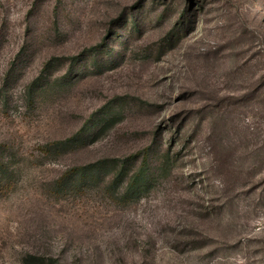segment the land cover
Segmentation results:
<instances>
[{"label":"rangeland","instance_id":"1","mask_svg":"<svg viewBox=\"0 0 264 264\" xmlns=\"http://www.w3.org/2000/svg\"><path fill=\"white\" fill-rule=\"evenodd\" d=\"M0 264H264V0H0Z\"/></svg>","mask_w":264,"mask_h":264},{"label":"trees","instance_id":"2","mask_svg":"<svg viewBox=\"0 0 264 264\" xmlns=\"http://www.w3.org/2000/svg\"><path fill=\"white\" fill-rule=\"evenodd\" d=\"M144 174V167H141L132 177L131 183L129 182L127 186V190H131L132 188H135L136 185H138L143 180Z\"/></svg>","mask_w":264,"mask_h":264}]
</instances>
